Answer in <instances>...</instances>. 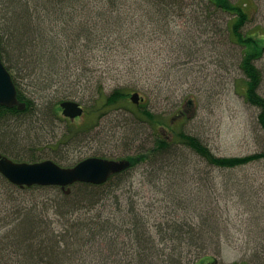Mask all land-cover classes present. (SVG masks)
<instances>
[{
	"label": "trees",
	"instance_id": "trees-1",
	"mask_svg": "<svg viewBox=\"0 0 264 264\" xmlns=\"http://www.w3.org/2000/svg\"><path fill=\"white\" fill-rule=\"evenodd\" d=\"M7 2L10 4L6 9L11 14L9 19H18L19 25L12 32L6 22L3 27L0 21V30L4 33L0 34V50L4 63L13 74L18 97L28 102L29 109L25 112L0 111L1 114L10 113L11 118L19 121L20 115L29 116L34 112L32 109H36V99L31 96V91L28 94L24 82L26 73H35L30 65L37 64L40 57L45 59L51 56L44 61L50 70L47 74L50 75L51 84L47 80L43 81L45 84H39V88L46 90L62 83L55 80V76L59 78L61 72L67 76L68 82L76 76L69 73V68L75 63L74 67L81 69L85 49L93 51L101 41H104V45L113 37L124 40L135 35L134 24L140 21L142 24L149 23L153 29L170 31L172 35L175 32L185 38L180 45V57L185 55L188 62L185 64L184 61L183 64L191 67L200 56L197 34L194 32L198 27L205 28L204 33L212 35L210 39L219 37L218 40H212V43L219 47L218 56L224 62L226 55H230L224 47L226 37V43L232 47V57L239 52V57H235L232 62L240 75L234 80V92L246 106L256 111L254 128L255 132L261 133L263 140L259 142L260 150L252 154L241 157L217 156L201 137L185 129L175 128L184 121L178 117L179 113L173 118L152 113L147 108L148 95L144 98L146 102L138 106L130 102L129 94L140 92V89H107L103 84L87 88V91L92 92V100L96 102L86 108L87 116H93L94 121H97L94 126L110 112L136 108L137 112L133 111V114L144 124L147 123L154 135L157 134L155 141L149 149L127 157L132 162L129 170L112 176L102 185L76 183L65 189L18 187L0 174V264H214V255L218 252L215 249L209 250L210 246L197 244L200 240L196 232L198 226L192 223L190 216L178 219L173 215L171 220L160 225V229L153 230L149 224L150 217L141 212V202L129 196H120L118 192L127 194L124 191L126 183L133 182L137 173L135 169L141 166L148 181L152 183L153 179H164L173 188L172 194L184 188L182 183L188 166L215 167L225 172V176L239 168L257 164L264 167V24L258 23L262 14L260 6L255 0L253 5L248 0ZM33 16L36 19L34 28ZM179 22L188 26L187 32L175 29L173 24ZM40 30L41 34L35 38L36 32L38 34ZM188 41L192 43L189 48ZM113 43L115 45L117 42H109L110 45ZM31 50L34 54L29 59L30 65L25 63L23 69H19L15 61L19 62L21 55L26 56V52ZM74 82L82 86L83 79L79 75ZM64 100L84 102L67 85L63 95L53 102L56 114L60 111V102ZM4 127L6 124L0 123V128ZM166 127L172 130L169 136L162 133L167 131ZM60 165L74 166L71 162L69 165ZM130 185L135 190L134 184ZM37 193L41 196L38 197ZM136 195L132 196L135 198ZM40 227L44 231L37 236L33 231ZM39 236H44V239L38 240L39 246L35 248L31 243L34 242L33 238ZM3 239L6 242L3 243ZM234 264L248 263L241 261Z\"/></svg>",
	"mask_w": 264,
	"mask_h": 264
},
{
	"label": "rangeland",
	"instance_id": "rangeland-1",
	"mask_svg": "<svg viewBox=\"0 0 264 264\" xmlns=\"http://www.w3.org/2000/svg\"><path fill=\"white\" fill-rule=\"evenodd\" d=\"M7 1L9 0H0V21L3 27L6 22L13 32L19 25V20L9 19L11 14L6 9L10 4ZM253 1L248 0L252 5ZM255 1L262 12L258 23L264 24V0ZM31 19L34 28L36 19ZM174 25L177 31L188 30L184 22ZM134 26L135 35L124 40L113 37L104 45V41H101L93 51L85 49L81 69L74 67L75 63L69 68V73L76 75L70 80L76 86L71 85L64 72H61L59 78L55 76V80L62 83L42 90L39 84L44 83V80L51 84L50 75L47 74L50 70L44 63L51 56L48 55L45 59L40 57L37 64L30 65L29 59L34 52L31 50L26 52V56L21 55L19 62L15 61L17 67L23 69L25 63H28L35 70L30 75L26 73L24 88L28 94L30 89L37 106L36 109L33 107L34 112L20 117L19 121L11 117L0 119V123L6 124L4 129L0 128V149L11 150L12 154L25 161L47 159L63 165H69L70 162L74 164L96 155L108 159H123L149 149L157 134L154 135L147 123L136 118L133 114L136 108L110 112L96 126L97 121H94L93 116L71 121L74 127L62 120L64 118L60 111L57 113L58 118L54 116L53 102L63 95L67 85L84 99L80 103L86 109L89 105L96 104L92 100V92L86 89L103 84L107 89H140L143 99L149 96L146 100L147 108L160 117L173 118L186 107L188 115L175 128L185 129L186 132L201 137L217 156L241 157L260 150L259 142L263 140V136L255 132L256 111L246 106L234 92V80L240 75L232 62L235 57H239V52L232 57V47L230 43H226V37L224 47L230 55H226L224 62L218 56L219 47L212 43V40H218L219 37L210 39L212 35L204 33L205 28L198 27L194 32L197 34L200 56L191 67L185 65L188 62L185 55L180 57V45L185 38L179 37L175 32L172 35L170 31L153 29L145 22L142 24L136 21ZM2 31L0 30L1 35L4 34ZM40 34L41 30L38 34L36 32L35 38ZM44 35L46 38L45 32ZM109 42L117 43L110 45ZM191 45L189 43L187 48ZM28 68L30 69L29 66ZM79 75L83 79L82 86L74 82ZM130 96L131 94L128 96L129 101ZM189 100L194 101L192 106H187ZM166 128L167 131L162 133L169 136L172 130ZM142 167L135 169L137 173L133 182L126 183L124 191L127 194L122 195L120 191L118 194L141 202L138 203L141 212L150 217V228L160 229V225L171 220L173 215L178 219L188 215L192 218V223L198 226L196 232L200 240L197 244L210 246L209 250L215 249L218 252L214 255V264H234L241 261L264 264L263 165L236 169L232 174H227L228 178L225 172H220L215 167L188 166L182 183L184 188L175 194H172L173 188L164 179H153L152 183L148 181L143 175ZM131 183L137 191L131 189ZM134 194H137L136 199L132 196ZM37 196L40 197L41 194ZM124 203L126 204L125 198ZM40 228L33 231L37 236L44 231ZM33 239L31 244L36 248L39 246L38 240L44 239V236ZM2 242L6 240L3 239ZM161 246L164 247L165 244Z\"/></svg>",
	"mask_w": 264,
	"mask_h": 264
},
{
	"label": "water",
	"instance_id": "water-1",
	"mask_svg": "<svg viewBox=\"0 0 264 264\" xmlns=\"http://www.w3.org/2000/svg\"><path fill=\"white\" fill-rule=\"evenodd\" d=\"M17 89L10 72L2 62L0 55V105L6 107L18 106L23 110L24 103L17 98ZM131 100L139 104V94H134ZM64 116L74 119L83 115L81 106L72 101L61 104ZM129 161H114L102 158H89L73 168H63L52 161L40 163H16L0 155V173L17 186H60L67 187L77 182L100 185L113 174L129 168Z\"/></svg>",
	"mask_w": 264,
	"mask_h": 264
},
{
	"label": "flooded vegetation",
	"instance_id": "flooded-vegetation-1",
	"mask_svg": "<svg viewBox=\"0 0 264 264\" xmlns=\"http://www.w3.org/2000/svg\"><path fill=\"white\" fill-rule=\"evenodd\" d=\"M29 92H30V89H29ZM31 97V96H30ZM23 102H25L26 103V108L25 109H23V110H20V109H18L17 107H14V108H10V107H5V106H2V105H0V111L1 112H4V111H6V110H8V111H11V110H19L20 112H25L27 109H29V104H28V102H26V101H23ZM52 110H53V105H52ZM184 112H186V113H188V110L186 109V108H184ZM56 114V112H54V110H53V114ZM186 113H184V115H186ZM1 114V113H0ZM12 115L10 114V113H3V114H1V117H0V119H5V118H10ZM23 117V116H26V115H20L19 117ZM56 118H58V116H57V114L56 115H54ZM85 115H83V116H81V117H78V118H76V119H71V118H68V117H64L63 116V118L64 119H62V120H65L66 122H68V126H71V121H75V120H78V119H80V118H82V117H84ZM60 117V116H59ZM15 119H16V117H14ZM60 119V118H59ZM1 146V145H0ZM2 147V146H1ZM13 152V151H12ZM12 152H11V150L9 151V150H7L6 148H5V150H1L0 149V155H2L3 157H6V158H8V159H10V160H12V161H14V162H20V163H23V162H28V163H38V162H42V161H45V160H47V159H43V160H36V162L34 161V162H31V161H33V159H31V160H29V161H25V160H22V159H19V157L18 156H15L14 154H12ZM12 155H11V154ZM14 155V156H13ZM93 157H100V156H98V155H96V156H93ZM123 159H127L126 157H124ZM128 160V159H127ZM53 161V160H52ZM82 161V160H81ZM80 162V161H79ZM79 162H76V163H74L73 165H76V164H78ZM58 163V162H57Z\"/></svg>",
	"mask_w": 264,
	"mask_h": 264
}]
</instances>
